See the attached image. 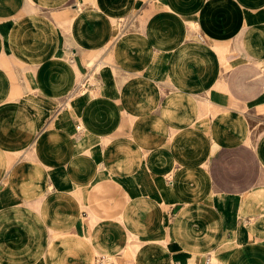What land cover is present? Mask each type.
Instances as JSON below:
<instances>
[{"label":"crops","instance_id":"1","mask_svg":"<svg viewBox=\"0 0 264 264\" xmlns=\"http://www.w3.org/2000/svg\"><path fill=\"white\" fill-rule=\"evenodd\" d=\"M263 71L264 0H0V264H264Z\"/></svg>","mask_w":264,"mask_h":264},{"label":"built area","instance_id":"2","mask_svg":"<svg viewBox=\"0 0 264 264\" xmlns=\"http://www.w3.org/2000/svg\"><path fill=\"white\" fill-rule=\"evenodd\" d=\"M90 86L88 82V77H82L80 78L71 88V90L64 96L62 100V104H65L70 98L77 96L79 94H83L88 90V87ZM76 129L79 131L81 130L80 125H76Z\"/></svg>","mask_w":264,"mask_h":264},{"label":"rangeland","instance_id":"3","mask_svg":"<svg viewBox=\"0 0 264 264\" xmlns=\"http://www.w3.org/2000/svg\"><path fill=\"white\" fill-rule=\"evenodd\" d=\"M264 72V71H263ZM262 73V72H261Z\"/></svg>","mask_w":264,"mask_h":264}]
</instances>
